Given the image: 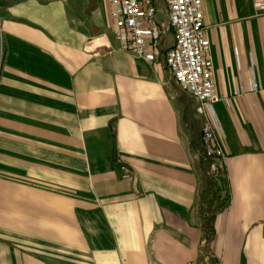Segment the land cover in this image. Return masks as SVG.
Listing matches in <instances>:
<instances>
[{
    "label": "crops",
    "instance_id": "1",
    "mask_svg": "<svg viewBox=\"0 0 264 264\" xmlns=\"http://www.w3.org/2000/svg\"><path fill=\"white\" fill-rule=\"evenodd\" d=\"M201 2L227 197L208 239L203 119L162 57L120 49L106 0H0V264H264V0Z\"/></svg>",
    "mask_w": 264,
    "mask_h": 264
},
{
    "label": "built area",
    "instance_id": "2",
    "mask_svg": "<svg viewBox=\"0 0 264 264\" xmlns=\"http://www.w3.org/2000/svg\"><path fill=\"white\" fill-rule=\"evenodd\" d=\"M106 3L120 49L149 63L162 57L170 77L193 99L196 112L204 118L202 140L206 154L213 160L209 173L216 179L225 154L214 108L219 97L212 81L201 0Z\"/></svg>",
    "mask_w": 264,
    "mask_h": 264
},
{
    "label": "trees",
    "instance_id": "3",
    "mask_svg": "<svg viewBox=\"0 0 264 264\" xmlns=\"http://www.w3.org/2000/svg\"><path fill=\"white\" fill-rule=\"evenodd\" d=\"M203 186L199 191V210L205 238L213 232L212 220L217 210L227 204V197L220 196L221 186H217L210 176L203 174Z\"/></svg>",
    "mask_w": 264,
    "mask_h": 264
},
{
    "label": "rangeland",
    "instance_id": "4",
    "mask_svg": "<svg viewBox=\"0 0 264 264\" xmlns=\"http://www.w3.org/2000/svg\"><path fill=\"white\" fill-rule=\"evenodd\" d=\"M201 117L203 119L202 120L203 121L202 124L204 125V118H203V116H201ZM203 125H202V127H203ZM202 127H201V138H202ZM204 149H205V147H204ZM203 161H204V166H203L204 172H203V174L204 175H207V176H210L213 179V176L211 175V173H209V171L211 169V164L213 163V160H212V158L210 156H208L206 154V151L204 152V160ZM222 168H220V169L217 170V174L219 173L220 175L217 176L216 179H213V181H215L216 185L217 186H221V187H222V179H221V177H222V172H223V169ZM204 243L206 244V243H208V241H203L202 244H204ZM201 250H202V254L206 253L204 247H202V246H201ZM190 264H193V263H190Z\"/></svg>",
    "mask_w": 264,
    "mask_h": 264
},
{
    "label": "water",
    "instance_id": "5",
    "mask_svg": "<svg viewBox=\"0 0 264 264\" xmlns=\"http://www.w3.org/2000/svg\"><path fill=\"white\" fill-rule=\"evenodd\" d=\"M112 161L115 163V170L118 177L121 176V169L126 168L130 169V167L124 163L117 161V155H116V145H115V137L112 135V151H111Z\"/></svg>",
    "mask_w": 264,
    "mask_h": 264
}]
</instances>
